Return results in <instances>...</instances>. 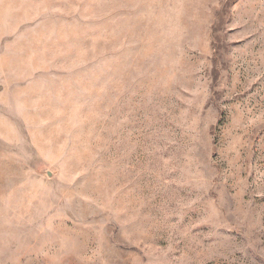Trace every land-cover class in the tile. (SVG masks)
Masks as SVG:
<instances>
[{"label": "rangeland", "instance_id": "1", "mask_svg": "<svg viewBox=\"0 0 264 264\" xmlns=\"http://www.w3.org/2000/svg\"><path fill=\"white\" fill-rule=\"evenodd\" d=\"M0 264H264V0H0Z\"/></svg>", "mask_w": 264, "mask_h": 264}]
</instances>
